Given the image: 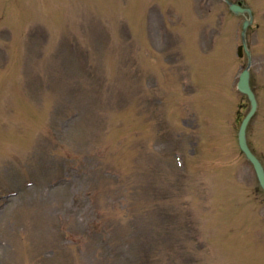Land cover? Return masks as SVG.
Instances as JSON below:
<instances>
[{
  "label": "rangeland",
  "instance_id": "rangeland-1",
  "mask_svg": "<svg viewBox=\"0 0 264 264\" xmlns=\"http://www.w3.org/2000/svg\"><path fill=\"white\" fill-rule=\"evenodd\" d=\"M244 1L264 162V0ZM246 17L0 0V264H264V191L237 140Z\"/></svg>",
  "mask_w": 264,
  "mask_h": 264
},
{
  "label": "water",
  "instance_id": "water-1",
  "mask_svg": "<svg viewBox=\"0 0 264 264\" xmlns=\"http://www.w3.org/2000/svg\"><path fill=\"white\" fill-rule=\"evenodd\" d=\"M232 8L237 11L238 6L232 4ZM239 88L247 93L252 101V110L250 111V113L246 116V118L243 120L242 125L240 127L239 130V143L240 146L242 148V150L246 153L247 157L253 162L255 169L257 171L259 180L261 182V185L264 188V166L262 165L261 161L259 160V158L251 151L248 143H247V138H246V129L248 126V123L251 119V117L253 116V114L255 113L256 109H257V100L255 97V94L253 93L250 84H249V71L246 70L242 76H241V80L239 83Z\"/></svg>",
  "mask_w": 264,
  "mask_h": 264
}]
</instances>
